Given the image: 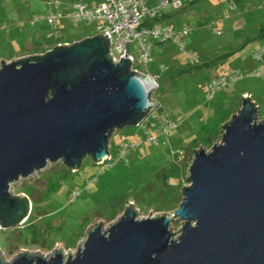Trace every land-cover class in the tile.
I'll return each mask as SVG.
<instances>
[{
  "label": "water",
  "instance_id": "water-1",
  "mask_svg": "<svg viewBox=\"0 0 264 264\" xmlns=\"http://www.w3.org/2000/svg\"><path fill=\"white\" fill-rule=\"evenodd\" d=\"M110 42L105 32L1 60L0 227L30 212L12 184L59 161L73 170L88 155L102 163L116 129L137 125L157 104L156 82L130 71L131 56L115 62ZM250 98L243 96L219 142L194 149L189 184L171 213L139 217L130 202L109 225H91L74 253L23 250L10 261L0 255V264H264V120Z\"/></svg>",
  "mask_w": 264,
  "mask_h": 264
},
{
  "label": "rangeland",
  "instance_id": "rangeland-1",
  "mask_svg": "<svg viewBox=\"0 0 264 264\" xmlns=\"http://www.w3.org/2000/svg\"><path fill=\"white\" fill-rule=\"evenodd\" d=\"M14 1L0 0V24L2 21L8 22L10 16L2 13L14 8ZM54 1L55 9L60 0ZM227 1L222 4L219 0H204L201 3L197 0H184L181 8H169L172 11L166 18L168 24L179 26L186 22L192 28L191 34L183 39L185 48H170L172 42L160 46L155 43L151 46L152 59L147 66H144L135 52L136 66L140 73L156 79L152 98L161 107L157 113L161 112L172 119L176 123L175 130L162 136L158 144L145 142L133 150L129 155V163L122 160L102 170V166L97 165L92 156L88 155L75 172L65 162L59 161L24 180L20 179L17 185L13 184L12 194H25L32 209L17 226L0 227V255L5 260L10 261L23 250L50 254L61 248L65 253H74L80 242L82 244L85 240L91 225L100 221L105 226L109 225L130 202L138 209L139 217L171 213L183 199L182 188L189 184L188 167L194 149L196 151L202 147L209 150L214 143L219 142L223 125L237 112L238 105L242 104L240 97L244 93L250 94L259 104L260 120H264V76L249 75L229 87H221L211 98L203 88L205 81L215 76L212 72L201 70L205 61L212 70L218 67L225 74L232 70H248L252 73L262 63L252 57L256 45L253 34H257V28L256 24L250 22V18L254 15L257 20L263 19L264 24V0H238L235 1V8L230 6L231 0ZM23 2L27 11L21 13L20 18L24 24L26 20L30 22L32 16L36 17L33 15L36 5L34 0ZM77 2L85 1L74 3ZM74 3H70L68 8ZM60 9L64 10L62 7ZM48 12L43 14L46 16ZM44 25L45 17L36 23V28L43 29ZM69 25L63 30L66 39L87 33L92 34L90 37L98 35L94 23ZM217 30H221V33L218 34ZM46 33L47 26L41 39L45 38L49 42L51 40ZM194 35L197 38L192 39ZM250 35L252 40L248 42L246 37ZM5 40L6 45H1L0 39V52L11 49V44L15 48L20 46L16 39L11 40V34ZM188 40H192L195 47H190ZM239 45L241 47L238 52L226 59L225 54ZM192 52L201 56L200 63L191 62L189 53ZM180 58L184 65L178 64ZM142 125H127L115 131L110 148L115 159L116 147L121 140L143 137ZM200 127L203 129L201 132ZM150 130L154 132V129ZM207 132L215 137L208 141ZM171 149H185L187 152H184L181 159L174 155L173 160ZM175 162L184 165L182 172ZM181 226L182 220L173 222L175 235L179 234Z\"/></svg>",
  "mask_w": 264,
  "mask_h": 264
},
{
  "label": "built area",
  "instance_id": "built-area-1",
  "mask_svg": "<svg viewBox=\"0 0 264 264\" xmlns=\"http://www.w3.org/2000/svg\"><path fill=\"white\" fill-rule=\"evenodd\" d=\"M60 4V1H57L56 8L49 11L45 16L46 24L49 28V36L58 39L62 38V31L60 29L62 22L76 25L83 22L94 23L98 34L109 33L111 40L109 54H112L115 62H119L121 57H132L130 71L136 70L140 72L136 66L135 52L144 66H147L152 59L150 48L153 44H164L175 41L179 46L185 48V41L183 39L189 36L192 30L190 24L186 22H182L179 26H176L168 24L163 19L167 9L181 8L184 6V0H158L155 5H149L146 0H102L93 5L77 2L64 10L60 9ZM230 6L235 8L236 2L231 0ZM217 33L220 34L221 30H217ZM128 41L130 42L128 43V54L126 55L127 48H125V45ZM58 44L64 45L65 43L61 41ZM189 57L193 64L200 63L201 61V56L195 52L189 53ZM253 57L262 63L252 73L232 70L224 75L213 76L205 81L204 88L209 94V98L221 87H229L238 80L249 77V75L264 76V48L259 47L255 49ZM248 96L252 98L251 95ZM152 100L155 101L154 103H157L154 98ZM252 101L255 102L253 99ZM256 106L258 107V104ZM160 108L158 103L153 105L148 114L137 124H143L141 127L143 137L141 139H134L132 137L121 140L116 147V159L110 152L112 146L110 143L108 147L110 157L102 163L96 162V164L102 166V170H105L107 167H112L115 163L122 160L129 163L131 152L138 149L145 142L160 143L161 137L167 136L169 131L171 132L176 127V123L167 115L161 112L157 113ZM151 128L154 129V132H151ZM171 154L173 156L177 155L181 159L184 152L172 149ZM72 171L75 172L77 170H73L72 168ZM78 193L80 192H76V194Z\"/></svg>",
  "mask_w": 264,
  "mask_h": 264
},
{
  "label": "crops",
  "instance_id": "crops-1",
  "mask_svg": "<svg viewBox=\"0 0 264 264\" xmlns=\"http://www.w3.org/2000/svg\"><path fill=\"white\" fill-rule=\"evenodd\" d=\"M6 1L13 3V0H5V2ZM53 1L54 0H34V4L36 5V7L33 10H36V12L33 15H35L36 17L32 16V18H30V22H29V20H26V21H24V24H23V22H22V20L20 18V14L23 13L24 11H27L23 0H21V2H18L17 0H15L14 1V4H15L14 8H11L9 10V12H7V13H4V12L2 13L4 15L7 14L10 17H8V19H7L8 22L2 21L1 24H0L1 45H6V40H5L6 36L11 34V40L12 39H16L19 42L20 46H18V48H15L11 44V49H6V50L0 52V60L3 59L4 61H11L12 59L16 60V59H19V58H24L26 56H31V55H35V54L36 55L37 54L41 55V54L46 53L47 51H51L61 41H62V43L68 42L69 44H73L75 42H78L80 40H84L85 38H90V36H92V34L87 33L84 36H78V37L66 39L65 38V34L63 35V30L68 27L69 23L68 22H62L61 25H60V29L62 31V38L61 39L49 36L46 33V36L51 41L47 42V41H45V38H43V40H42L41 39V37H42L41 34H42V32L43 33L46 32V26H47V31L49 32L48 25L46 24V26L44 25L43 29H40V28H36L37 27L36 23L39 22L40 20H42L45 17V14H43L45 11H48V10L50 11V10L54 9L55 1L54 2ZM60 1H61L60 7H62V9H66V8L69 7L70 3L72 4V3L76 2V1H85L88 4H96V3L101 2L102 0H60ZM146 1H147V3L149 5H155L158 2V0H146ZM197 1H198V3H201L204 0H197ZM219 1L222 4H224L225 2H228L227 0H224V1L223 0H219ZM50 6H51V8L49 9ZM45 8H47V9L45 10ZM171 11H172L171 9H167L166 10V12L164 14V21H167L166 18L170 16ZM169 19H171V18H169ZM251 21H252V24L253 23L256 24V28L257 29H255V31H257V33H258V28H260L262 25H264L263 24V19L260 18V19L257 20L256 16L252 15L251 18H250V22ZM28 22H29V24H28ZM26 23H27V26H26ZM69 26H71V25H69ZM194 31H195V29L193 30V33H194ZM253 35L255 36L256 34H253ZM195 38H197L196 35H194V37L192 39H195ZM246 38H247L248 42L251 41V35L246 37ZM23 41H24V43H22ZM171 42L173 43V45L170 48L177 49V46H179V44H177L175 41H170V43ZM167 43H164V44H167ZM188 44L192 48L195 47V45L192 42V40H188ZM160 45H162V44H159V46ZM254 45H255V49H257L259 47L264 48V42H262V41H257L256 40ZM200 47L201 46H198L197 48H200ZM240 47H241V45L237 46L236 48H234V49H232L230 51L235 50L236 53H237ZM5 51H7L9 53H5ZM150 51H151V55H152V47L150 48ZM193 51H195V49ZM176 54H177V57H178V53H176ZM7 56H10V57H7ZM252 57H253V53H252ZM253 59H255V58L253 57ZM180 61H183L182 58L177 60V62H178V64L184 65L183 62H180ZM0 64H1V62H0ZM173 66H175L174 63H173ZM201 70H203V72L205 71L207 73L212 72V73H214L215 76L224 75L225 74V72L223 70H219L218 67L216 69L212 70L211 67L209 66V63L206 62V61L204 62L203 67H201ZM247 71L248 70H246L245 72H247ZM203 88H204V84H203ZM245 94L246 93H244L243 96ZM247 95H250V94H247ZM243 96L240 97V102L241 103H243ZM241 105L240 104L238 105L239 106L238 110L240 109ZM201 129H202V127L199 128L200 132H201ZM128 138H130V137H128ZM134 139H136V138H134ZM177 150L186 152L185 149H182V150L181 149H177ZM172 157H174V156L172 155ZM173 160H174V158H173Z\"/></svg>",
  "mask_w": 264,
  "mask_h": 264
},
{
  "label": "trees",
  "instance_id": "trees-1",
  "mask_svg": "<svg viewBox=\"0 0 264 264\" xmlns=\"http://www.w3.org/2000/svg\"><path fill=\"white\" fill-rule=\"evenodd\" d=\"M234 1H236V0H234ZM254 41H262V42H264V25H262L260 28H259V30H258V33L255 35V37H254ZM252 40V39H251ZM52 50H54V48L52 49ZM51 50V51H52ZM49 52V51H48ZM236 53V51L235 50H233V51H230V52H228L227 54H225V57H226V59H228V58H230L232 55H234ZM222 57H224V56H222ZM186 72V71H185ZM250 99H252V98H250ZM257 102H254V106H256L257 104H256ZM257 107V106H256ZM258 110H260V107H259V104H258ZM161 110V109H160ZM130 125V124H129ZM124 126H127V125H124ZM123 126V127H124ZM204 129H205V127H204ZM115 135V134H114ZM215 136L214 135H209V132H207V140L209 141V140H212L213 138H214ZM187 152V151H186ZM185 152V153H186ZM184 153V154H185ZM183 154V155H184ZM185 158V157H184ZM175 164L178 166V168H181V172L183 171V167H184V165L182 164V165H180V162L178 163V162H175ZM29 199V198H28ZM30 201V200H29ZM31 203V202H30ZM31 209L32 208H30V211H31ZM30 213V212H29ZM29 215V214H28ZM20 222H17V224L16 225H12V226H17L18 224H19ZM11 225H9L8 227H10ZM7 227V225H6V227L5 228H8Z\"/></svg>",
  "mask_w": 264,
  "mask_h": 264
},
{
  "label": "bare ground",
  "instance_id": "bare-ground-1",
  "mask_svg": "<svg viewBox=\"0 0 264 264\" xmlns=\"http://www.w3.org/2000/svg\"><path fill=\"white\" fill-rule=\"evenodd\" d=\"M117 130V129H116ZM13 185V184H12Z\"/></svg>",
  "mask_w": 264,
  "mask_h": 264
},
{
  "label": "clouds",
  "instance_id": "clouds-1",
  "mask_svg": "<svg viewBox=\"0 0 264 264\" xmlns=\"http://www.w3.org/2000/svg\"><path fill=\"white\" fill-rule=\"evenodd\" d=\"M258 112H259V110H258Z\"/></svg>",
  "mask_w": 264,
  "mask_h": 264
},
{
  "label": "flooded vegetation",
  "instance_id": "flooded-vegetation-1",
  "mask_svg": "<svg viewBox=\"0 0 264 264\" xmlns=\"http://www.w3.org/2000/svg\"><path fill=\"white\" fill-rule=\"evenodd\" d=\"M11 227V226H10Z\"/></svg>",
  "mask_w": 264,
  "mask_h": 264
}]
</instances>
